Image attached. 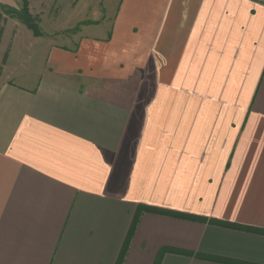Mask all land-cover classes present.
I'll use <instances>...</instances> for the list:
<instances>
[{"label": "crops", "instance_id": "obj_1", "mask_svg": "<svg viewBox=\"0 0 264 264\" xmlns=\"http://www.w3.org/2000/svg\"><path fill=\"white\" fill-rule=\"evenodd\" d=\"M103 29L0 85V264H117L140 206L264 231V0H121ZM164 249L264 264V235L149 213L123 264Z\"/></svg>", "mask_w": 264, "mask_h": 264}, {"label": "rangeland", "instance_id": "obj_2", "mask_svg": "<svg viewBox=\"0 0 264 264\" xmlns=\"http://www.w3.org/2000/svg\"><path fill=\"white\" fill-rule=\"evenodd\" d=\"M120 2L0 0V11L8 17L0 44V85L6 78H14V75H17L16 82L23 84V73H42L47 64L46 46H72L90 30H109L113 26ZM21 18L35 25L38 37ZM7 53V64L3 65ZM6 68L7 75L4 76Z\"/></svg>", "mask_w": 264, "mask_h": 264}, {"label": "trees", "instance_id": "obj_3", "mask_svg": "<svg viewBox=\"0 0 264 264\" xmlns=\"http://www.w3.org/2000/svg\"><path fill=\"white\" fill-rule=\"evenodd\" d=\"M7 18L8 17L6 16V14L4 12L0 11V44L2 42V37H3L4 32H5V25H6L7 20H8ZM21 19L24 20L23 18H21ZM25 22H26L28 28L33 31L34 35H36V37H38L39 33H38L37 28L35 27V25L32 24L28 19ZM7 60H8V53L4 57L3 65L7 64ZM148 213L149 214H155V215L169 216V217H173V218H177V219H184V220H188V221H192V222H199V223H204V224L205 223H209V224H212V225H215V226H219V227L230 228V229H234V230L246 231V232H250V233L264 235V231H262V230H254V229L244 228V227L227 224V223L220 222V221H208L207 219L190 217V216H185V215H182V214H177V213H173V212H169V211L149 208V207H146V206H140L138 208L137 214H136L135 219H134L133 224H132V228H131L130 234L128 236V239H127L126 244H125V246H124V248L122 250V253L120 255V258H119L117 264H123L124 263L126 254L128 252V249H129L130 242H131V240H132V238L134 236V232H135L137 226L139 225V222H140L142 216L144 214H148ZM167 253L178 254V255H183V256H188V257H196V258H199V259L215 261V262H219V263H222V264H245V263H241V262L230 261V260L220 259V258H212V257H209V256H204V255H199V254H194V253L184 252V251H178V250H174V249H164V250H162L160 252V255H159V258H158V261H157L156 264H160V261H161L162 257L165 254H167Z\"/></svg>", "mask_w": 264, "mask_h": 264}]
</instances>
